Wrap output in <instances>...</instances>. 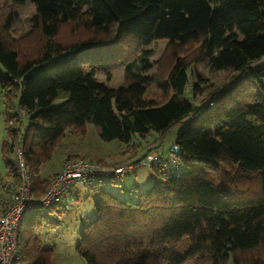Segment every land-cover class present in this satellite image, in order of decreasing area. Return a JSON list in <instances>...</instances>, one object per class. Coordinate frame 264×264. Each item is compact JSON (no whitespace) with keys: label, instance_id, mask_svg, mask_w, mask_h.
<instances>
[{"label":"trees","instance_id":"obj_1","mask_svg":"<svg viewBox=\"0 0 264 264\" xmlns=\"http://www.w3.org/2000/svg\"><path fill=\"white\" fill-rule=\"evenodd\" d=\"M28 2L34 9L33 31L43 39L32 58L8 35L13 16ZM8 4L6 31L0 34V88L7 100L12 142L3 148L10 173L3 186L9 189L10 180H18L15 162L6 157L17 144L33 196L40 198L52 181L42 180L41 167L52 159L67 131L81 132L91 124L103 141L117 140L128 152L134 136L158 134L152 146L159 149L165 136L181 126L175 145L182 175L166 181L158 177L136 202L107 191L106 186L118 180L90 187L96 217L81 231L77 252L87 264H264V95L256 89L260 85L264 90V66H254L264 58V0ZM70 24L94 36L60 41L61 29ZM158 41L168 43L164 58L170 68L165 77L135 72L137 64L128 61L130 56L142 49L140 61L149 67L151 48ZM103 52L105 59L92 63ZM123 64L126 82L117 85L110 71ZM204 64L212 72L233 73L205 108L185 96L192 80L193 98L206 81ZM102 74L105 80H100ZM150 89L164 98H149ZM15 99L29 119L24 132L10 126L19 117L9 113ZM58 99L63 103L53 106ZM256 176L261 178V196L240 194ZM53 209H37L23 221L15 264H52L53 250L43 249L33 232L43 223L32 215L44 217Z\"/></svg>","mask_w":264,"mask_h":264},{"label":"rangeland","instance_id":"obj_2","mask_svg":"<svg viewBox=\"0 0 264 264\" xmlns=\"http://www.w3.org/2000/svg\"><path fill=\"white\" fill-rule=\"evenodd\" d=\"M10 15V8L8 0H0V34H5V23ZM34 16V9L32 5L28 4L15 13L13 16L14 24L8 34L12 40L18 42L19 46H22L21 53L27 57L32 58L39 53V50L43 46V39L32 27V18ZM81 27V26H80ZM73 24L64 26L59 34L60 41L72 43L78 39L84 38V36L92 37L93 32L85 31ZM133 46V43H132ZM167 41H158L151 48V57L149 58V67L141 63L140 55L141 50L138 49L133 55L130 56L128 61L135 60L137 64L134 68L135 72L146 76H157L164 78L169 70L170 60L164 58V54L167 50ZM100 57H97L92 63L100 64L103 56L107 52H103ZM93 55L92 57H94ZM126 61V62H128ZM256 68L264 66V58L254 65ZM110 74L115 78L117 85H123L125 81V67L123 66L113 68ZM201 74L205 78L204 83H200L199 91L195 98L192 96V84L195 82L192 80L187 91L186 99L195 104L198 107H207L211 103V94L221 89L224 84L228 83L233 75L232 72H212L208 64H204L201 67ZM105 75H100V80H105ZM257 93L264 95V90L260 85H257ZM242 93V88L236 90ZM149 98L156 97L162 100L163 95L154 89H150L148 92ZM63 103V100H55L53 106H59ZM247 104H252L251 100H247ZM14 110L9 112L10 115L17 113L19 115L18 120H14L10 126L13 129H17L24 132L29 126V119L27 114L19 108L18 100L13 101ZM8 109L7 100L5 94L0 88V198L8 200L11 184L18 182L11 181L9 183V189L3 185L7 178L10 176L9 169L5 164V154L3 151L4 144L6 142L11 143L12 139L9 134V124L7 122ZM181 130V126L175 127L164 138L162 143L163 147L155 149L154 145L159 135L152 133L147 138L143 139L139 136H134L130 144L129 150L126 152V147L119 141L106 142L101 139L97 128L91 124H88L84 131H67L65 137L57 145L54 150L53 157L50 161L46 162L41 167L40 175L42 180H50L51 184L55 177L65 169V165L68 160H87L91 162H98L108 168L114 167H132L124 177L119 179L116 184H108L106 186L107 191L113 193L122 200L138 201L139 195L145 192L158 176L155 171L148 165L143 164V161L147 159L149 155H156L157 151L163 150V156L168 157L170 150L175 144L177 134ZM214 128L210 129L213 131ZM152 149L146 153L145 149ZM126 152V153H125ZM141 153L142 155H137ZM146 153V154H144ZM7 159L11 162H15L13 153L6 154ZM139 160V161H138ZM142 160V161H141ZM136 161L139 165L136 166ZM70 162V161H69ZM235 171H233L234 173ZM233 173L230 175L233 178ZM261 178L255 177V180L246 188H241V193L246 196L259 197L262 192ZM139 187V189L136 188ZM51 187V185H50ZM50 189V188H49ZM48 189V191H49ZM91 190L89 187H85L81 184L74 185L70 189V193L66 197L64 206H55L52 211H46L44 217H38L33 214L32 217L36 218L38 222H42V226H38L33 232L40 241L43 249L53 250L52 264H87L85 259L77 252V246L80 242V233L84 226L96 217V212L92 200L89 198ZM32 218V219H33ZM27 222L23 224L22 228H25ZM184 246V245H183ZM186 264H197L195 261Z\"/></svg>","mask_w":264,"mask_h":264},{"label":"built area","instance_id":"obj_3","mask_svg":"<svg viewBox=\"0 0 264 264\" xmlns=\"http://www.w3.org/2000/svg\"><path fill=\"white\" fill-rule=\"evenodd\" d=\"M212 105V103H210ZM178 146L173 145L168 157L163 150L149 155L143 164L153 168L158 177L166 181L182 175V163L178 157ZM13 155L18 173V182L11 184L8 200L0 198V264H15L19 259L18 239L23 221L40 208L64 206L70 189L77 184L94 187L108 184L124 177L132 167L108 168L98 162L87 160L70 161L65 169L53 180L49 191L35 198L32 192V180L20 144L14 147Z\"/></svg>","mask_w":264,"mask_h":264}]
</instances>
